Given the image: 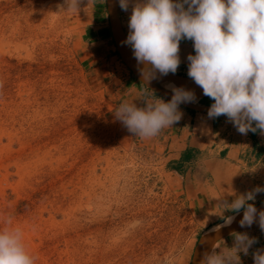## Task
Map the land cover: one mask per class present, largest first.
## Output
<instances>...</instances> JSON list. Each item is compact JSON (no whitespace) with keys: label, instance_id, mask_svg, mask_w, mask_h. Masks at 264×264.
<instances>
[{"label":"rangeland","instance_id":"obj_1","mask_svg":"<svg viewBox=\"0 0 264 264\" xmlns=\"http://www.w3.org/2000/svg\"><path fill=\"white\" fill-rule=\"evenodd\" d=\"M91 5L0 0V231L20 228L35 264H192L222 217L186 198L161 149L115 119L113 95L82 69ZM247 233L258 242L240 258L253 264L264 236Z\"/></svg>","mask_w":264,"mask_h":264},{"label":"clouds","instance_id":"obj_2","mask_svg":"<svg viewBox=\"0 0 264 264\" xmlns=\"http://www.w3.org/2000/svg\"><path fill=\"white\" fill-rule=\"evenodd\" d=\"M79 3L66 0V7L61 9L78 11ZM118 3L127 11L130 0ZM128 29L122 44L131 46L143 85L149 88L151 81L175 74L181 63L180 42L190 40L195 55L187 56V75L203 95L214 101L208 118L223 115L242 135L249 131L264 134V0H136ZM169 87L171 100L148 98L142 107L123 102L114 112L115 119L134 136H157L181 119L180 104L196 101L194 91ZM259 193H264V186L233 194L231 203L221 199L220 205L224 212L239 213L243 209L240 227L258 222L264 232V210L258 211L254 203H249ZM234 219V215L224 217L225 225ZM231 236V247L217 248L215 240L206 244L197 264H242L240 253L247 256L257 238L235 231ZM252 257L253 264H264V248L256 249ZM0 264H35L20 228L0 231Z\"/></svg>","mask_w":264,"mask_h":264},{"label":"crops","instance_id":"obj_3","mask_svg":"<svg viewBox=\"0 0 264 264\" xmlns=\"http://www.w3.org/2000/svg\"><path fill=\"white\" fill-rule=\"evenodd\" d=\"M134 3L136 0H130L127 11L120 8L127 35ZM80 36L81 67L90 78L113 95L115 110L123 102H134L142 107L143 100L148 98L169 101L140 83L132 73L121 71V57L110 28L107 0H92ZM179 47L181 63L176 73L187 75V56L195 55L193 42L181 40ZM213 102L209 97H204L196 104L209 109ZM179 111L182 112L181 119L151 139L164 153L165 165L186 198L194 205L214 207L224 217L232 212H224L220 205L221 199L231 203L235 195L244 194L256 186H264V134L249 131L247 135H242L223 115L209 119L208 111L182 105H179ZM256 229L260 227L237 232ZM230 236L218 241L216 247L220 244L221 248L232 246L233 239Z\"/></svg>","mask_w":264,"mask_h":264},{"label":"water","instance_id":"obj_4","mask_svg":"<svg viewBox=\"0 0 264 264\" xmlns=\"http://www.w3.org/2000/svg\"><path fill=\"white\" fill-rule=\"evenodd\" d=\"M107 6H108L109 19H110V28L117 51L122 61L132 72L133 76L140 83H142L141 77L138 72L137 61L133 56V51L131 46L127 44H122V42L126 40L127 34L122 24L121 15H120V6L118 0H107ZM166 84H172L176 87H184L185 89L194 91L196 96V101L192 103H182L180 105L188 107L190 109L208 111V108L196 104L198 100L207 96L203 95L202 89L199 86H197L195 82L192 79H190L187 75H183L180 73H175V74L169 73L167 76H162L159 77L158 79L151 81L148 87L154 90L156 93L160 94L161 96L167 98L168 100H171L173 92L171 91L170 88L166 87ZM254 205L258 209V211L264 210V200ZM229 215H235V219L230 225H225L224 217ZM226 216L222 217V219L217 221L215 224L210 226L206 231H204L201 234V236L199 237L196 243L197 245L194 251L192 264H197L199 253L203 252L205 248L208 247L206 244H210L213 240L216 241L215 242V247H216L218 241L230 235L234 231L235 232L244 231L259 227L258 222L253 223L251 227H244V228L240 227L239 221L243 217V209H241L239 213H230ZM217 237H219V239H216Z\"/></svg>","mask_w":264,"mask_h":264},{"label":"bare ground","instance_id":"obj_5","mask_svg":"<svg viewBox=\"0 0 264 264\" xmlns=\"http://www.w3.org/2000/svg\"><path fill=\"white\" fill-rule=\"evenodd\" d=\"M169 85H172V84H166V87L170 88ZM171 89V88H170ZM235 216V215H234Z\"/></svg>","mask_w":264,"mask_h":264},{"label":"trees","instance_id":"obj_6","mask_svg":"<svg viewBox=\"0 0 264 264\" xmlns=\"http://www.w3.org/2000/svg\"><path fill=\"white\" fill-rule=\"evenodd\" d=\"M158 94V93H157Z\"/></svg>","mask_w":264,"mask_h":264}]
</instances>
